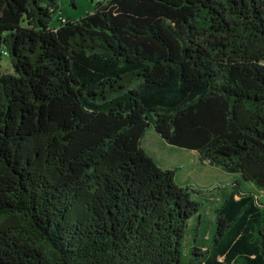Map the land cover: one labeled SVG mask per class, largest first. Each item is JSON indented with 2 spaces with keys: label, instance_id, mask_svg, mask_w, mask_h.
Masks as SVG:
<instances>
[{
  "label": "trees",
  "instance_id": "16d2710c",
  "mask_svg": "<svg viewBox=\"0 0 264 264\" xmlns=\"http://www.w3.org/2000/svg\"><path fill=\"white\" fill-rule=\"evenodd\" d=\"M58 9L0 0V264H264V0ZM150 127L238 178L200 243Z\"/></svg>",
  "mask_w": 264,
  "mask_h": 264
},
{
  "label": "rangeland",
  "instance_id": "374dc122",
  "mask_svg": "<svg viewBox=\"0 0 264 264\" xmlns=\"http://www.w3.org/2000/svg\"><path fill=\"white\" fill-rule=\"evenodd\" d=\"M59 9L52 15L51 28H56L60 25L61 20H79L94 10L95 4L99 0H75L72 4L71 0H56ZM3 69L7 72L12 71V66L8 57H3ZM142 146L155 158L156 162L162 168L176 170V182L181 186L193 187L198 190L193 193L192 197L201 204L202 223L199 225V230L193 226V231L200 234L197 237V242H202V236L205 232L214 228V210L217 204L210 198L211 190L216 184H228L236 181V175L228 174L223 170L213 167L208 163L200 162L197 152L185 148L170 145L150 127L143 140ZM213 212V220L210 221L208 212ZM195 222V220H192ZM189 246L183 249V262L187 260ZM188 249V250H187Z\"/></svg>",
  "mask_w": 264,
  "mask_h": 264
},
{
  "label": "built area",
  "instance_id": "2783aa9c",
  "mask_svg": "<svg viewBox=\"0 0 264 264\" xmlns=\"http://www.w3.org/2000/svg\"><path fill=\"white\" fill-rule=\"evenodd\" d=\"M101 1H105V0H101Z\"/></svg>",
  "mask_w": 264,
  "mask_h": 264
}]
</instances>
